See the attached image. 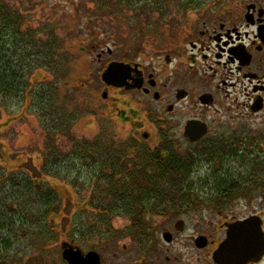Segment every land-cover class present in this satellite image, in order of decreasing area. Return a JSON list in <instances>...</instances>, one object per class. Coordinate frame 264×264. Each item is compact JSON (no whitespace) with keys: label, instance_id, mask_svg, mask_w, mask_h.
Here are the masks:
<instances>
[{"label":"flooded vegetation","instance_id":"obj_1","mask_svg":"<svg viewBox=\"0 0 264 264\" xmlns=\"http://www.w3.org/2000/svg\"><path fill=\"white\" fill-rule=\"evenodd\" d=\"M101 3L110 16L121 14L128 20L153 22L149 29L152 41L143 52L131 53L114 45L81 48L87 54V71L81 85L98 98L99 103L93 107L97 116L106 124L131 127L133 139L121 145L117 133L111 132L103 134V142L102 137L91 141L77 139L68 151L62 150L58 139L64 132L58 133L63 127L69 137L72 135L75 108L63 106L61 100L56 102L52 89L35 87L32 78L29 87L22 69L26 67L25 46L20 45L24 50L19 61L16 57L13 61L11 44L6 43L0 63L4 69L13 63L20 69L10 90L5 95L0 93L4 108L12 113L9 125L25 115L29 100L45 124L48 150L42 168L45 177L34 176L26 166L22 168L23 176L11 175L15 170L10 169L7 175L6 170L0 169L4 205L9 212L6 199L10 196L12 177L23 182L32 180L45 192L54 191L59 205L50 217L55 227L51 232L61 236L57 231L61 224L55 216L63 222L66 206L60 187L53 186L48 179L74 189L70 183L75 179L72 168L88 166L82 170L88 173L83 172L88 179L77 174L76 179L81 178L89 189L91 186L96 189L90 190L86 197L80 191L77 195L81 196L82 204L91 206L92 212L99 216L95 229L91 230L94 237L99 234L105 237L104 233L112 229V220L123 217L129 224L127 227L144 223L155 231L150 237L129 236L130 241H148L147 247L141 249V259L153 255L161 247V241L166 244L183 241L196 254L195 259H188L185 264H218L214 253L228 240L231 224L255 218L264 238V0H101ZM17 16L23 24L21 16ZM146 29L147 25L140 30ZM58 51L55 68L65 66L70 71L75 62L73 53L67 49V55L60 58ZM111 66H116L117 72L106 79L105 73ZM162 121L167 129H179H170V144L163 141L156 148L142 146L138 136L142 135L143 142L149 144L153 133L150 130L155 129L157 136L158 123ZM189 125L192 126L189 133L199 135L197 140L188 137ZM179 136L184 146L175 142ZM174 143L180 149L172 147ZM0 161V167L8 165L4 156ZM62 164L68 170L60 179L54 172ZM124 194L133 195L134 205L142 202L149 205L143 208L145 213L141 217L127 215L123 210L110 215L103 211L110 208L113 198ZM139 195L146 200H139ZM178 198L184 203L174 208ZM240 198L246 200L244 209H239L236 202ZM132 202L128 201V205ZM160 214L163 220L159 223L151 220L153 215ZM68 244L79 246L76 242ZM101 262L105 264L102 257ZM248 264H264V252Z\"/></svg>","mask_w":264,"mask_h":264},{"label":"rangeland","instance_id":"obj_2","mask_svg":"<svg viewBox=\"0 0 264 264\" xmlns=\"http://www.w3.org/2000/svg\"><path fill=\"white\" fill-rule=\"evenodd\" d=\"M101 0H0V15L4 12H15L21 16L23 25L27 28L26 34L34 36L37 39V44L44 48H50L51 59L47 62V68H40L32 77V83L35 87L45 86L47 90L53 91V96L56 102H62L63 106L75 108L76 118L73 120L71 127L72 135L66 129H61L58 133H63L58 139L59 147L62 150L68 151L77 139L81 141H91L102 137L103 134L117 133L120 144H124L133 139V129L127 126L114 125L105 123L97 116V111L94 106L99 103L97 97L91 96L81 85V80L85 75L86 69V53L81 48L88 45L97 46L98 48H106V45L116 46V48L131 50L134 52H143L145 48L150 46L152 37H150L149 29L152 27V19L141 21L128 20V17L123 15L110 16L104 8ZM105 13L108 14L105 15ZM147 25L146 30H140L141 27ZM59 49L60 58L66 56V50L73 53L75 60L72 69L67 70V67L61 66L55 68V59L57 58L56 51ZM133 52V53H134ZM62 71V75L59 76ZM69 73L71 76H69ZM69 99V102H67ZM10 109L4 108L3 99L0 96V157L4 156L8 165L2 168L7 175L20 176L24 175L22 168L32 169L34 176L38 174L45 177L46 173H42L43 162L47 155V131L44 129L42 118L36 110L34 104L30 105L28 100L27 108L24 110L25 115L16 118L9 125ZM19 112L15 113L17 115ZM174 121L177 122L176 119ZM174 128V127H172ZM167 129L165 121L158 123L157 136L155 129H152V139L149 144L143 142L142 135L138 136L141 145L147 148H156L160 143L165 142L169 145L172 141L171 130ZM176 131L178 128H174ZM177 144L184 146L182 139L175 140ZM177 144H172V147L180 149ZM184 148V147H183ZM181 151H184L181 149ZM129 157L132 155V150L129 151ZM26 162V163H25ZM0 163H2L0 161ZM25 163L23 166H21ZM9 168H8V167ZM78 169L87 170L88 166H79ZM20 168V169H19ZM15 170L8 173L7 170ZM18 169V170H16ZM71 170L74 173L75 179L70 183L74 189L66 184L58 181L50 182L53 186L60 187L64 205L66 206L63 217V222L59 217L55 216L57 223L61 227L57 231L61 233L49 232V239H38V241H29V239L14 240L13 247L22 252L16 254L18 258L27 252V256H22L27 261L25 264H67L62 258L63 242H76L84 251H97L100 253L105 264L133 263V264H185L187 260L195 259V250L185 247L183 241H177L173 244H166L161 241V247L152 255L141 259V249L135 241H130L129 236H123L121 231L129 224L123 217L114 218L111 224L109 233H104L105 237H94L91 230L95 229V223L98 221V214L92 212L91 206L84 205L80 202L82 199L79 194L84 197L90 195L91 189L87 187L85 181L81 178L76 179L77 170L73 167ZM68 169L64 164L60 165L54 172L55 176L60 179L66 176ZM83 171V172H84ZM0 172H2L0 170ZM40 172V173H39ZM73 178V176H70ZM47 186V185H46ZM92 194V193H91ZM174 208L182 205L180 198L176 199ZM236 202L240 205L239 209H244L246 200L244 198L237 199ZM85 209V211L83 210ZM204 215L207 211L203 212ZM167 214H164L166 216ZM153 222L159 223L163 220V216L153 215ZM76 239V241H71ZM156 248V247H155ZM144 255V254H143ZM170 258L168 261L167 258Z\"/></svg>","mask_w":264,"mask_h":264},{"label":"trees","instance_id":"obj_3","mask_svg":"<svg viewBox=\"0 0 264 264\" xmlns=\"http://www.w3.org/2000/svg\"><path fill=\"white\" fill-rule=\"evenodd\" d=\"M26 32L27 28L23 24H20L17 13L7 11L2 16L0 15V57L3 59L6 43L11 44L13 61L15 57L19 61L20 52H23L25 48L26 67L22 69H25L30 87L31 78L40 68H47L46 64L51 59L52 54L50 48L34 45L35 43L37 44V39L34 36L26 34ZM20 45H24L25 47L21 49ZM19 70V65H15L14 63L4 69L1 61L0 93L5 95L10 90L11 86L14 85L16 74L17 76L19 74ZM10 77L11 80H9ZM36 93L38 92L36 91L34 96ZM91 151L92 149H90ZM98 167L99 164L97 165ZM75 169L77 170L78 167ZM76 172L79 177L88 179L86 177L88 173L84 172L86 175H83L80 169ZM95 173L98 174V171ZM24 181L19 180V178H11L10 196L6 199V201H9V212L7 211V205H4V196L0 192V264H25L27 262L25 258H22L23 255H28L26 251L21 255V258H18L16 254H12L22 252L21 247H19L20 251H17L13 247L12 243L14 242L12 241H22L24 237L25 239H29V241H38L40 238L47 240L50 236L52 237L49 232L55 231L54 225H51L52 220L50 217L53 215L52 211L56 210L57 205H59L58 195L54 191L45 192L41 186H36L32 180L26 179ZM24 189L26 190L23 193ZM132 196L124 194L113 198L110 208L103 211L110 215L111 213H116L117 210H123L127 215L141 217L145 213L143 208L149 205H143V202H136L137 204L134 205L135 202H132L134 200ZM137 198L139 200H146L142 195H139ZM128 201L132 202V207L128 205ZM153 205L155 207L158 206L157 203ZM129 207L131 208L129 209ZM102 221H105V219L103 218ZM122 232L124 236L144 238L153 236L155 231L151 230L146 224L139 223L135 226L126 227ZM136 243L140 249H145L148 241H137Z\"/></svg>","mask_w":264,"mask_h":264},{"label":"water","instance_id":"obj_4","mask_svg":"<svg viewBox=\"0 0 264 264\" xmlns=\"http://www.w3.org/2000/svg\"><path fill=\"white\" fill-rule=\"evenodd\" d=\"M116 72V66H111L105 73V78ZM191 127L189 125L187 128L188 137L197 140V133H189ZM240 238H248L250 241H234ZM257 239L264 240L255 218L235 222L230 225L228 240L214 253V259L218 264H248L258 260L264 252V241H256ZM63 258L68 264H102L99 253L91 251L85 254L82 249L71 244H63Z\"/></svg>","mask_w":264,"mask_h":264}]
</instances>
